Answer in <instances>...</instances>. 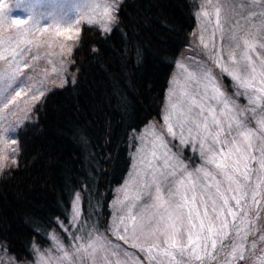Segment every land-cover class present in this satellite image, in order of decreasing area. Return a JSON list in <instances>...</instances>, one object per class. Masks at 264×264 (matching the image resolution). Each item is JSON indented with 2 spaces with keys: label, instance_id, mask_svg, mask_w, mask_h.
<instances>
[{
  "label": "trees",
  "instance_id": "obj_1",
  "mask_svg": "<svg viewBox=\"0 0 264 264\" xmlns=\"http://www.w3.org/2000/svg\"><path fill=\"white\" fill-rule=\"evenodd\" d=\"M117 8L107 31L81 27L64 84L44 93L15 135L16 162L0 174V246L17 262L31 261L33 243L46 245L45 233L67 219L74 196L85 229L97 236L106 231L108 204L128 171L135 136L159 118L174 64L195 28L189 0H122ZM242 31H233L238 42ZM250 36L262 53L264 33ZM244 47L251 60L253 49ZM256 126L247 127L264 155V130L259 135ZM245 183L257 194L247 189L248 210H259L264 168ZM230 205L237 216L223 218L227 238L211 264H264V229ZM235 241L246 246L243 258L230 250Z\"/></svg>",
  "mask_w": 264,
  "mask_h": 264
},
{
  "label": "rangeland",
  "instance_id": "obj_2",
  "mask_svg": "<svg viewBox=\"0 0 264 264\" xmlns=\"http://www.w3.org/2000/svg\"><path fill=\"white\" fill-rule=\"evenodd\" d=\"M121 1L91 0V3L87 5L89 11L81 14L78 22H76L77 13L75 9L78 6H84V0H32L37 5L34 13L36 17L43 14L71 20L73 21V33L77 30L80 33L82 26L95 27L101 33L107 31L105 28H109L112 19L104 16V9L106 6L112 7V5L118 7ZM0 2L8 4L10 0H0ZM189 2L196 20L195 28L190 34L187 45L181 50L174 64L159 118L147 122L136 134L133 147L129 153L128 171L122 183L113 189L112 198L108 204L106 231L99 238L101 242L108 244L111 251L103 252L98 249L93 255L92 249L88 248L90 243L97 241V235H93L88 229H85L83 223L80 222L79 201L77 196H74L67 219L64 222L58 221L54 228L45 233L46 245L37 247L34 243L32 244L30 247V262L15 261L0 246V264H95V261L101 257L105 258L102 264H150L146 253L142 252L139 246L133 247L132 244L138 243L140 246L148 247L151 245V241H147L143 237L139 241H135L131 236H129L127 242L125 239H121L125 235L126 226L129 233L132 231V222L128 219V208L130 206L135 205L132 209L133 213L145 211L146 216L157 211L160 213L164 211L163 209L148 208L147 205L153 204L155 201L147 196L134 199L137 192L141 191L140 183L148 179V173L151 172V168L141 165V158L146 156L147 159H152L151 152L155 150L161 156V159L154 160L153 166L163 168L164 148L160 146V142L156 139L160 136L163 137L170 154L182 161L188 171L195 173L197 168L204 165L199 142H193L187 125L182 133L185 143H181V129L177 126L181 121L180 109L178 107L174 112L172 107L173 105L179 106L190 103L189 96L186 94H191L196 99L204 98L206 87L208 99L205 102L216 103V101L211 100L212 85L208 84L201 69L211 73L214 83L218 84L225 96L230 98L236 112L240 114L239 118L247 126L253 125L255 122L259 123L261 119H264V103L260 107L262 99L258 95V92H260L259 87L264 90V49L261 53L257 40L250 36L253 33L255 35L264 33V0H189ZM217 10L220 27L217 26ZM114 12L115 10L111 13L112 17ZM205 12L207 15L203 14ZM12 16L27 19V14L19 10L13 12ZM51 25V19H41V30L24 38L25 41H33L32 44L22 45V47L28 49L22 63L27 62L30 65L29 68L23 69V73L30 78L27 81L30 87L17 98L15 104H10L7 108L0 106V130H3L0 131V165H2L0 174L14 166L13 160H15L17 152L15 135L22 125L29 120L32 107L40 100L33 99V95H39L41 90L46 93L48 90L59 88L64 84L70 65V53L77 45L79 37L66 40L62 36H57L56 28ZM26 26L21 25L20 27ZM45 27L48 28L47 31H43ZM238 28L246 32H241L244 34L242 36L244 40L242 39L241 42L236 39L233 40V31ZM14 30H16L15 25L12 26L11 30L5 31L4 36L8 35V31ZM237 43L239 47H236ZM244 45L253 49L251 60L250 54L245 51ZM5 48L6 43L0 44V52H4L5 58L10 59V50L5 51ZM217 61L220 62L221 67L217 66ZM0 67H6L4 60H0ZM223 67H227L229 71H238L241 80H247L250 86L247 88L240 87L228 72L222 70ZM189 73L192 75L189 76ZM222 77L228 79L227 84L223 82ZM242 97L245 99L243 104L239 101ZM195 110L199 111L198 108ZM170 113L172 114L171 122L174 125L173 131L176 133L175 137L168 133L167 124L165 123V117ZM219 118L222 121L226 119L222 116ZM9 128L12 129L10 132L8 131ZM224 128L227 132L228 125L226 122ZM261 130L264 129H259L256 126L259 135L262 133ZM232 135H236L235 125H233ZM13 139L15 143H12ZM237 139L242 138L237 137ZM260 142L263 146L264 141ZM255 149V143L252 141V149L248 152L249 157H252L248 161L249 179L254 178L261 170V167L258 166V160L264 158V155H259ZM207 167L215 171L211 165ZM138 169H142L139 177L136 175ZM179 178L180 174L178 173L176 179ZM169 179L173 178L170 177ZM217 179H222V177L217 175ZM248 190L256 198L257 194L254 189L248 186ZM261 190L264 191V187ZM126 195L128 199H125ZM166 195L167 192L165 191ZM122 216L125 218L123 223L120 221ZM248 217L250 219L254 218V220L258 219L257 229L263 230L264 204L259 207V210H248ZM53 237H55V240ZM163 239L164 237L161 236L160 243L162 247H166V245H163ZM259 239L257 238L256 242H259ZM234 245L237 246L235 254H240L241 250L243 254L246 253V246L242 244L238 248L239 243L236 241L230 243L232 252H234ZM116 246H119V248ZM221 250L223 251V249ZM113 251L117 252L118 255H113ZM154 255L156 258L151 264L174 263V259L164 256L162 251ZM197 255L200 256L199 260L189 256H180V258L187 260L189 264H211L214 256L217 260L219 256H222L217 248L212 250L210 244L208 254L198 250Z\"/></svg>",
  "mask_w": 264,
  "mask_h": 264
},
{
  "label": "snow or ice",
  "instance_id": "obj_3",
  "mask_svg": "<svg viewBox=\"0 0 264 264\" xmlns=\"http://www.w3.org/2000/svg\"><path fill=\"white\" fill-rule=\"evenodd\" d=\"M91 0H84V6H78L75 11L77 13V21L81 14L89 11L87 5ZM14 5V6H13ZM36 4L32 0H10L8 4L0 2V44L6 43L5 51H9L10 59H6L4 52H0V60H4L6 67H0V106L7 108L10 104H15L25 90L30 87L27 81L30 79L23 73L24 68L30 65L24 61V57L28 51L22 47L24 44H32V40L25 41V37L32 35L34 32L40 31L41 19H51L52 27L56 28V35L62 36L66 40H72L79 37V30L72 32L73 21L63 17L45 16L40 17L34 15ZM23 11L27 14V19L14 18L12 13L15 11ZM118 10L117 6L105 7L104 16L114 19L111 13ZM207 15V13H203ZM16 26V30L8 31V35L4 36V32L11 30L12 26ZM27 25L26 27H20ZM63 26V27H62ZM217 26L220 27L219 15L217 10ZM45 27L43 31H47ZM105 30H108L105 28ZM235 37H233V40ZM247 43V42H245ZM207 47V45H205ZM239 47V44H236ZM230 51L231 45L229 46ZM234 59V57H233ZM217 66L221 67L219 61ZM183 67V66H182ZM186 70V69H185ZM228 72L232 79L237 82L240 87L247 88L249 83L247 80H241L238 71H229L227 67L222 68ZM254 71V69H253ZM208 84L212 85L211 100L216 101L215 104L205 102L208 99V90L205 89V97L201 99L189 96L190 103L187 105H173V111L179 107V115L181 121L177 125L181 129V143H185L183 138L184 127L188 126V132L193 142H199L201 150V158L204 165L197 168L195 173L188 171L182 161H179L174 155L170 154L167 145L164 143L163 137H156L160 142V146L164 148L163 152V168L153 166L154 160L161 159V156L153 150L151 152L152 159L147 157L141 158V165L151 168L148 173V179L140 183L141 191L137 192L134 199H140L147 196L155 203L147 205L148 208L163 209V213L159 211L145 214V211L133 213L132 205L128 208V219L132 222V231L128 232L125 227V235L121 239L127 242L129 236L135 241H139L143 237L147 241H151L148 247L140 246L133 243V247H140L145 252L150 264L156 258L154 254L161 251L166 257L176 258L179 256H189L190 258L200 259L197 255L198 250L208 254L209 244L212 250H216L217 244L223 246V240L227 238L229 225L225 219V215L236 218L237 212L230 205V200L235 202L237 208L244 213L246 218L248 215V205L246 202L248 185L245 183L249 179V157L248 152L252 149V138L254 133L250 130L246 123L242 121L236 112L230 98L226 97L218 84L214 83V78L207 70L201 69ZM192 74L189 73V76ZM44 95L41 90L39 95H33V99H40ZM239 95V93H237ZM251 103V98L249 97ZM199 109L196 111L195 109ZM170 113L165 117L168 133L175 137L173 131L174 125L171 122ZM225 117L222 121L219 117ZM227 123L228 130L225 131L224 123ZM260 127L264 129V119L259 121ZM233 125H235L236 135H232ZM12 129L9 128L10 132ZM3 131V130H0ZM232 137L229 140V137ZM240 137L242 139H237ZM15 143V140H12ZM155 149V144H154ZM264 152V150H262ZM174 161L173 163H170ZM16 161L13 160V163ZM211 165L215 170H210L207 166ZM261 167L264 168V158L261 160ZM2 168V165H0ZM170 169V170H169ZM142 169H138L136 175H141ZM178 173L180 178L176 179ZM217 175L222 179H217ZM172 177L173 179H169ZM165 191L167 195L165 196ZM154 193V195H153ZM128 199V196H125ZM77 200L79 197L77 196ZM124 217H120L121 223ZM163 236V245L160 243V237ZM55 240V237H53ZM119 248V246H116ZM234 247V253L236 245ZM92 249L93 255L99 249L100 251H111L107 243L101 242L99 235L97 241L88 245ZM113 255H118L113 251ZM243 258V251L240 252ZM104 257L95 261V264H102ZM178 264H189L187 260H180Z\"/></svg>",
  "mask_w": 264,
  "mask_h": 264
}]
</instances>
